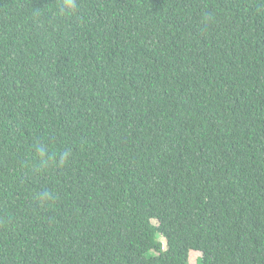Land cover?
Masks as SVG:
<instances>
[{
  "label": "trees",
  "instance_id": "1",
  "mask_svg": "<svg viewBox=\"0 0 264 264\" xmlns=\"http://www.w3.org/2000/svg\"><path fill=\"white\" fill-rule=\"evenodd\" d=\"M0 264H264V0H0Z\"/></svg>",
  "mask_w": 264,
  "mask_h": 264
},
{
  "label": "rangeland",
  "instance_id": "2",
  "mask_svg": "<svg viewBox=\"0 0 264 264\" xmlns=\"http://www.w3.org/2000/svg\"><path fill=\"white\" fill-rule=\"evenodd\" d=\"M155 221H156V220H155ZM197 255H198L197 253H194V254L192 255L191 259H192L193 262H196V260H197V258H198Z\"/></svg>",
  "mask_w": 264,
  "mask_h": 264
}]
</instances>
